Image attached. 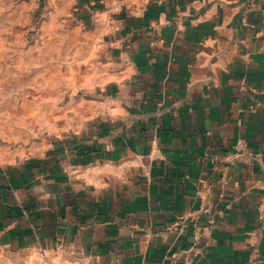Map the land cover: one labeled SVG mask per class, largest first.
I'll list each match as a JSON object with an SVG mask.
<instances>
[{
	"label": "crops",
	"instance_id": "obj_1",
	"mask_svg": "<svg viewBox=\"0 0 264 264\" xmlns=\"http://www.w3.org/2000/svg\"><path fill=\"white\" fill-rule=\"evenodd\" d=\"M90 5L82 86L0 153V264H264V0Z\"/></svg>",
	"mask_w": 264,
	"mask_h": 264
},
{
	"label": "rangeland",
	"instance_id": "obj_2",
	"mask_svg": "<svg viewBox=\"0 0 264 264\" xmlns=\"http://www.w3.org/2000/svg\"><path fill=\"white\" fill-rule=\"evenodd\" d=\"M90 3L0 0V153L16 138L42 136L82 86L91 55V21L82 18L92 16Z\"/></svg>",
	"mask_w": 264,
	"mask_h": 264
}]
</instances>
